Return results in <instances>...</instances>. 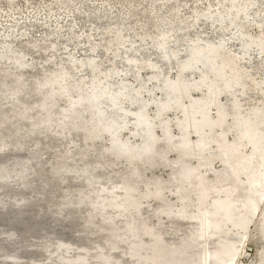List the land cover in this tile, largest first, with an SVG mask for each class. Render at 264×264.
I'll return each instance as SVG.
<instances>
[{
  "label": "bare ground",
  "instance_id": "1",
  "mask_svg": "<svg viewBox=\"0 0 264 264\" xmlns=\"http://www.w3.org/2000/svg\"><path fill=\"white\" fill-rule=\"evenodd\" d=\"M18 1L29 0L0 3L13 13ZM52 1L61 9L69 7L68 2ZM195 2L191 25L199 13H213L207 0ZM242 3L232 0L230 5L235 8L232 16H239L235 26L245 38L240 50L253 47L264 55V20L255 24L245 20L247 12L238 7ZM214 4L221 16L230 14L222 0ZM144 13L145 22H153L155 35L143 30L126 44L135 23L128 22L106 39L100 59L93 54L96 44L90 46L93 53L86 59L69 56L66 62L57 60L55 39L30 44L35 62L25 55L9 57L19 43L4 46L10 62L0 72V264H206L205 255L219 251L224 256L209 264H243L248 256L250 230L264 222V141L247 114V109L264 100L260 80L246 97L257 94V99L243 104L245 98H234L226 91L231 88L233 69L250 68L240 65L235 52L214 44L213 35V39L203 38L204 43L194 37L187 56L177 63L178 49L171 47L177 41L174 21L160 20L152 5ZM125 14L133 16L129 8ZM163 25L168 29L162 30ZM248 40L259 46L247 48ZM195 57L194 70L180 73ZM175 66L177 72L169 76ZM23 68L27 77L21 74ZM80 71L85 73L79 75ZM174 83L183 89L179 87L172 96L164 94L162 88ZM90 92L101 99L95 104L83 102ZM124 92L131 95L120 97ZM106 97L116 98L117 106L108 118ZM169 99L176 105L160 111L157 103ZM230 100H234L232 109L225 111ZM138 109L149 124V138L129 116ZM202 121L212 125L202 128ZM119 145L130 153L118 155ZM102 159L104 165L99 163ZM34 160L43 161L42 173L58 172L63 177L64 202L91 214L103 227L79 233L73 226V236L68 237L64 224H57L48 206L34 198ZM246 164L250 167L245 172L227 176L228 170ZM255 181L258 187L243 186ZM55 211L62 210L57 206ZM210 214L216 234L205 229ZM231 231L236 236L229 238ZM200 235L203 238L196 240ZM37 247L40 259L34 255Z\"/></svg>",
  "mask_w": 264,
  "mask_h": 264
},
{
  "label": "rangeland",
  "instance_id": "2",
  "mask_svg": "<svg viewBox=\"0 0 264 264\" xmlns=\"http://www.w3.org/2000/svg\"><path fill=\"white\" fill-rule=\"evenodd\" d=\"M61 1L63 3L68 2L69 7L66 8L62 7L61 9V7L56 6V4L52 0H29L28 3H23L18 1L19 2L17 7L18 10L16 9L15 11H13V13L12 10L7 8L3 2L0 3V72L7 69L8 64L10 62V59L7 57V55L4 52V46L9 43L11 44L19 43L15 52L9 54V57H12V55H14L13 58H15L25 55L26 60H29L30 62L32 61L35 62L37 60L33 51L31 50L30 44L34 42H38L39 40L44 38H48L50 41L51 39H55L57 41V51H56L57 60L66 62L69 56L74 57V59L76 60H82L89 57L90 54L93 53L91 52V48H90L92 44L97 45V49L93 53L94 57L96 59H100L103 56V53L105 52L106 39H110L111 36L113 35V32L119 26L127 24L128 22L131 21L135 23L133 24V32L127 38L126 44H128L129 41H133L136 38H138V35L143 30H146L149 36H154L157 30L153 25L152 21L145 22L146 18L144 13L146 8L149 9L151 5L158 9L157 17L160 20L167 23L170 21L172 22L174 21L173 23L174 25H176V28L178 29L177 30L175 28L174 31V34L177 37V41L175 43H171V47H176L178 49L177 60H176L177 63H180L182 60L185 59V57L188 54V50L190 46L194 44L193 40L195 38L197 37L201 38L200 43H204L202 39L205 38L206 36L212 37L211 35H213L215 39L214 40L212 37L214 44L224 45L231 51L235 52L237 56L245 57V54H248L245 57V59H241L239 61L240 65L243 67H251L252 65H258L261 56L263 55L258 53L257 50H255V48L253 47H251L252 49L250 48V50L247 52L242 51V49L240 50L241 44L245 42V38L244 36H242L240 31L238 32L239 29L237 28V26H235L234 23L229 24L230 19L233 17L232 15L235 11V8L230 6L232 0L231 1L222 0L223 4L230 10V14L224 17L221 16L217 11H215L216 10V6L214 4L215 0L212 1L207 0L213 5V13L210 15H204L203 13L201 15V13H199L198 20L195 21L194 22L195 24L193 23V25H191V20H192L191 9H193L196 5L195 0L193 1L185 0L187 3L184 0H147V1L146 0H61ZM155 1H157L158 3ZM150 2H152L153 4ZM127 8H129L130 11L133 13V16L130 18L128 17V15L125 14ZM250 10H248L247 13L243 16L245 20H246V16L250 18L247 19V21L250 22L251 24H255L256 21L261 19L264 20V18H262L258 14L259 13L258 7L256 9H253L252 11ZM48 11L49 13L47 18L46 14ZM100 19L102 20L99 21ZM202 24L204 25L201 26ZM107 29H111L112 32L107 33L106 32ZM167 29H168V25H163L162 30H167ZM109 52L106 53L109 54ZM248 57L251 58V63L248 62L247 60ZM119 65L120 67H122L121 64ZM176 72H177V66H175L171 70L169 76H174ZM84 73H85L84 71H80L79 75H83ZM21 74L27 77L28 75L27 69L23 68ZM192 77L194 78L197 77V74H194ZM149 84L151 83L149 82ZM257 97H258L257 94H253L251 98L250 97L245 98L243 100V104L248 105L249 103H251L250 101L252 99L253 100L257 99ZM218 166L219 165L217 164V167ZM243 186L246 187L245 184H243ZM246 191H248V189H246ZM10 211L12 212L14 211L13 207L10 209ZM197 215L194 214L195 217ZM16 227H18L19 229L22 226L16 225ZM64 227L66 228L65 229L66 235L71 238L73 236L72 233L73 225L67 224L64 225ZM263 230H264L263 221L262 223L256 224L253 230L252 229L250 230L251 234L249 235L248 239L251 242L249 240L247 241L248 256L244 258L245 261L243 260V264L249 261L251 257L253 258L250 260L249 264H264V232H262ZM233 236H236V233L231 231L228 237L231 238ZM38 250L39 247L35 248L34 255L35 257H37V259H40L42 258L41 256L42 253L38 252Z\"/></svg>",
  "mask_w": 264,
  "mask_h": 264
},
{
  "label": "clouds",
  "instance_id": "3",
  "mask_svg": "<svg viewBox=\"0 0 264 264\" xmlns=\"http://www.w3.org/2000/svg\"><path fill=\"white\" fill-rule=\"evenodd\" d=\"M235 4V0H233ZM242 10L247 12L250 9L259 8V15L264 18V0H243L241 5H238ZM250 19L246 16V20ZM239 16L232 17V23H237ZM261 39L264 40V32H261ZM247 54H245V57ZM240 57L239 59H245ZM261 56L258 65H252L247 69H233L231 75V88L226 89L229 94L234 98H246L247 94L253 91L252 84L256 83L259 79L261 80V73L257 70L261 63H264ZM248 62L251 63V58L248 57ZM264 91V90H262ZM234 100L228 101L224 105L225 111L232 109ZM247 114L251 120L253 127L258 131L260 139L264 141V100L256 106L247 109ZM24 149L28 150L29 146L24 144ZM42 160H34L33 164L36 165L34 170V198H38L42 203L48 206L49 213L53 220L57 224H71L74 226L75 231L79 233L93 232L103 227L99 221L95 219L91 214H86L83 209L78 206L70 205L63 201L61 196V190L65 183L63 177L58 172L49 174L42 173L39 165L42 164ZM101 165L105 164V160L99 161ZM59 206L62 210L59 214L56 213L55 209ZM178 225V221H174Z\"/></svg>",
  "mask_w": 264,
  "mask_h": 264
},
{
  "label": "water",
  "instance_id": "4",
  "mask_svg": "<svg viewBox=\"0 0 264 264\" xmlns=\"http://www.w3.org/2000/svg\"><path fill=\"white\" fill-rule=\"evenodd\" d=\"M249 42H250V44H249V46H247V48H249L250 47V45H253V46H259V44H255V42H251L250 40H248ZM247 45V44H246ZM245 49V48H244ZM159 53H161V52H159ZM197 57V56H196ZM196 57L195 58H191L190 59V61L187 63V64H185V65H187L185 68H183L181 71H180V73L182 72V71H184V72H186V71H189L190 69H193L194 70V65H195V59H196ZM172 60L173 58L172 57H170L169 58V60ZM163 60V59H162ZM164 61H168L167 60V58H164ZM203 61H205V60H203ZM128 64H130L131 66H133V65H135L134 64V62L133 61H130V62H128ZM197 64H202V62H197ZM215 75V74H214ZM218 75H221V74H217V75H215V76H213V77H215V78H217V79H222L221 78V76H218ZM179 87H181V89H183V86L179 83V86H178V84H168V85H166V86H164L162 89H163V93L164 94H166V95H168V96H172V95H174V94H176L177 93V90L178 89H180ZM123 95H121L120 97H123V96H125V97H128L129 95H131V93L130 92H124V93H122ZM97 94L95 93V92H90L89 94H86L85 96H84V99H83V102H88V101H91V102H88V103H92V104H95L96 103V101H98V100H100L101 99V96H96ZM107 96H109V95H107ZM105 102H108V106L106 107V114H108L107 115V118H108V116H112V115H114L116 112H117V109L115 108V107H117L115 104L116 103H114V102H116V98L115 99H113L112 97L111 98H109V97H106L105 98ZM176 102H175V100H172V99H169L168 101H165L164 103H157V107H158V109L160 110V111H163L166 107H168V106H174V105H176L175 104ZM140 109V108H139ZM136 110V113H134V114H129V116L132 118V122H133V124H135L134 125V127L136 128V129H138L139 131H141V129H142V133L144 134V136H145V138L146 137H148L147 136V134H148V130H149V124H148V122L144 119V117L142 116V113H141V109L140 110ZM198 111L200 110V108H198L197 109ZM197 113H199V112H197ZM100 117H99V120H100V122H101V119H102V115H99ZM218 122H220V121H218ZM201 125H203L202 126V128H208V126H211L212 124H209L208 122H204V121H202V124ZM196 127H199V129H200V125H196ZM198 129V130H199ZM149 138V137H148ZM117 148H116V150H118L117 152H119L118 153V155H126V154H129L130 153V151L131 150H128L125 146H123V145H119V147L118 146H116ZM224 159H226V157L227 156H222ZM257 158H259L258 156H256ZM250 166H249V164H246V166H244L243 168H239V170H228V177L230 178H232V176H234V174H236V173H238L237 171H239V173L240 172H245L246 171V169L247 168H249ZM261 169H263V171L262 172H264V167H262ZM188 177H189V175H186L184 178H183V180L184 181H186V180H188ZM261 182L263 183V179L261 180ZM247 183V185L246 186H248V185H250V186H252V187H258V183L255 181V182H246ZM208 216V218H207V220H206V222H205V229H207V231H214V233L216 234L217 232H218V229L216 228L217 227V225H215V222H214V220H213V218H214V216L212 215V214H210V215H207ZM199 232V234L201 233L200 231H198ZM198 234V235H199ZM203 237L200 235V236H198V237H196V240H200V239H202ZM224 254H225V252H223V251H219V252H214V253H207L206 255H205V263L206 264H209V263H212V262H217V261H219L220 260V258H222V256H224ZM184 263V262H183ZM204 262H202V264H203ZM198 264H201V263H198Z\"/></svg>",
  "mask_w": 264,
  "mask_h": 264
},
{
  "label": "snow or ice",
  "instance_id": "5",
  "mask_svg": "<svg viewBox=\"0 0 264 264\" xmlns=\"http://www.w3.org/2000/svg\"><path fill=\"white\" fill-rule=\"evenodd\" d=\"M261 32H264V24L261 25ZM262 60H264V57H262ZM257 70L261 73L260 86L264 90V63H261Z\"/></svg>",
  "mask_w": 264,
  "mask_h": 264
}]
</instances>
